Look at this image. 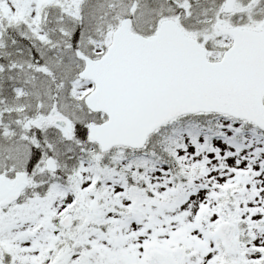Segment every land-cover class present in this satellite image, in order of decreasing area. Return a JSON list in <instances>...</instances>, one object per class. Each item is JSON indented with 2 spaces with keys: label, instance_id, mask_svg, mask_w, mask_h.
Masks as SVG:
<instances>
[{
  "label": "snow or ice",
  "instance_id": "1",
  "mask_svg": "<svg viewBox=\"0 0 264 264\" xmlns=\"http://www.w3.org/2000/svg\"><path fill=\"white\" fill-rule=\"evenodd\" d=\"M0 264H264V0H0Z\"/></svg>",
  "mask_w": 264,
  "mask_h": 264
}]
</instances>
